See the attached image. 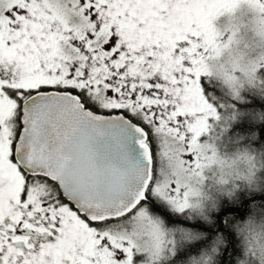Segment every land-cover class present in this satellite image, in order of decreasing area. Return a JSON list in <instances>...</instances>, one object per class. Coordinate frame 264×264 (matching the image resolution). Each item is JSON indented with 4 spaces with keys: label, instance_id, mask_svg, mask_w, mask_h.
Returning a JSON list of instances; mask_svg holds the SVG:
<instances>
[{
    "label": "snow or ice",
    "instance_id": "1",
    "mask_svg": "<svg viewBox=\"0 0 264 264\" xmlns=\"http://www.w3.org/2000/svg\"><path fill=\"white\" fill-rule=\"evenodd\" d=\"M214 11V0H0V264H142L137 222L155 232L149 210H186L180 180L158 182L159 160L175 146L187 171L179 157L198 160L215 118L200 67ZM247 203L199 225L228 237L221 264Z\"/></svg>",
    "mask_w": 264,
    "mask_h": 264
},
{
    "label": "clouds",
    "instance_id": "2",
    "mask_svg": "<svg viewBox=\"0 0 264 264\" xmlns=\"http://www.w3.org/2000/svg\"><path fill=\"white\" fill-rule=\"evenodd\" d=\"M214 9L209 52L200 67L208 82L218 83L236 101L225 106L221 127L227 131L241 120L264 123V108L240 107L252 97L264 101V0H214ZM233 145L231 151L214 152L209 161L220 173L218 183L232 185L224 194L243 186L264 195V141L258 129L234 137ZM233 230L241 248L236 264H264V200L250 201Z\"/></svg>",
    "mask_w": 264,
    "mask_h": 264
},
{
    "label": "rangeland",
    "instance_id": "3",
    "mask_svg": "<svg viewBox=\"0 0 264 264\" xmlns=\"http://www.w3.org/2000/svg\"><path fill=\"white\" fill-rule=\"evenodd\" d=\"M223 123L224 121H221L220 125L213 130L215 132L214 134H206L202 141H198L201 145L196 150L198 160L192 162L191 167L188 166L186 157H179L186 161L183 167L186 168L187 171H181V166L177 164L175 146L170 150L169 154L161 156L158 163V182L163 184L165 181H168L170 190L175 191L171 185L175 184L178 178L181 183L179 200L181 203L186 204V208L189 205L190 198L195 193L196 187H199L197 194L198 199L195 200V206H191V211H194L198 215H204L208 213L209 210L217 208V205H219V202L225 196L235 199L238 192L249 190L242 186L241 189L228 192L227 195H225L224 189H230L232 187L231 183L221 186L218 183L220 173L216 170L214 165H209V161L213 158L214 152L224 153L231 151L234 147L233 138L235 136L228 131L229 129L225 131V129L221 127ZM180 147H182V145ZM262 175H264V173H262ZM236 183L240 182L236 181ZM185 193H187L186 196ZM141 228L143 234L147 236L145 246H147L148 249H160L163 253L168 250V248L170 249V247L173 249L172 244L175 243L173 232L176 231L175 227H167L165 229L163 240H161L160 229L158 228V231L154 232L153 229L149 227L147 220L141 222ZM182 232L185 236L189 235L187 231ZM137 238H140L139 234ZM216 249V245L209 247L207 254H205V256L204 254L199 256L197 259L199 261L196 260L194 264H214L215 256L213 255H215ZM141 250H143V248H141ZM251 264H256V261L252 260Z\"/></svg>",
    "mask_w": 264,
    "mask_h": 264
},
{
    "label": "flooded vegetation",
    "instance_id": "4",
    "mask_svg": "<svg viewBox=\"0 0 264 264\" xmlns=\"http://www.w3.org/2000/svg\"><path fill=\"white\" fill-rule=\"evenodd\" d=\"M206 82H208L206 80ZM209 87L211 89L210 95L213 97L215 104H216V113L215 118L212 119L210 122L205 121V124L208 125V127L205 129L203 135L206 136V134H214L215 128L220 125L221 121L223 119L221 118V115L224 113L225 106L228 104V102L231 100V97L226 94V90L222 89L218 83L215 82H209ZM230 99V100H229ZM198 190L199 187L197 186L195 189L194 195L189 200V205L187 206L185 211H179V212H172L174 215L180 218L182 215L181 222L177 219L175 225L174 236L173 239H175V243L173 245L172 251L175 253L174 259L172 264H194V262L199 258V256L207 254V251H209V247L216 245V253L215 255V261L214 264H217V254L219 255V261L218 264H221V255L223 252L224 246L228 243V237L222 233H210L206 231L205 229L199 227L200 224H204L205 226H213L215 224V213L223 206H227V204L231 201H235L237 203V207H241L244 204V201H247V206L245 211L248 208V205L250 201H257V200H264V195H260L259 193L252 191V190H243L238 192L235 199H231L230 197H223L221 201L219 202L218 207L212 210H209L208 213L204 215H198L194 211H191V206H195V200L198 199ZM168 208L169 206L165 203ZM245 214V213H244ZM147 215L154 221L157 222L158 228L160 229L161 233V240H163V233L165 232L164 225H163V215L162 213H155L151 210L148 211ZM213 220L211 219L212 216ZM243 216L240 215H234L233 222L235 223L236 218H243ZM232 222V223H233ZM196 228H200L199 230H196ZM137 232L140 235V238H137V243H139L140 247L143 248V252L146 253L145 260L142 262V264H163V257L166 253H168V250H166L164 253L160 250H151L148 249L147 246H145V242L147 239V236L143 234V230L141 228V222H137ZM189 232L188 236H185L182 231ZM231 232L234 240V246L237 249V252L239 255V258L241 257V248L239 245V241L236 237V234L233 230V224L231 226ZM165 234V233H164ZM200 234V235H199ZM162 244V241H161ZM161 247V246H160ZM169 249V248H168ZM199 261V260H197Z\"/></svg>",
    "mask_w": 264,
    "mask_h": 264
},
{
    "label": "trees",
    "instance_id": "5",
    "mask_svg": "<svg viewBox=\"0 0 264 264\" xmlns=\"http://www.w3.org/2000/svg\"><path fill=\"white\" fill-rule=\"evenodd\" d=\"M230 100V99H229ZM232 103H236L235 100H230ZM253 106H258L260 108H264V101L256 98V97H252L246 104L244 105H240V107H253ZM258 129V134H259V140L260 141H264V123H261L259 125H253L252 123H250L247 120H241L238 123H235L232 125V127L228 130L230 133H233L235 137L243 135L244 133H246L247 131L252 130L253 128ZM248 140V137L245 136L244 140L242 142L246 143ZM227 206H232V207H237V203H235V201H231L227 204ZM164 207L166 208L167 206L164 205ZM163 216V225L164 228L167 227H173L175 225V222H177L176 219V215H174L171 211L168 212L167 215L162 214ZM214 215L212 216V220H213ZM182 215L180 216V218L177 219L180 220L181 222H183V220H181ZM234 216L231 219V222L229 223L228 227L229 230L231 229L232 224H234L233 222ZM233 222V223H232ZM200 228H196V230H199ZM231 231V230H230ZM200 235V234H199ZM234 241V240H233ZM237 249L234 246L232 252L229 255V261L230 264H236L237 260H239V255H237ZM175 253L172 251L171 247L170 249H168V253L165 254V256L163 257V264H172L173 262V257H174ZM219 255L220 253L218 252L217 256H216V260H217V264L219 261Z\"/></svg>",
    "mask_w": 264,
    "mask_h": 264
}]
</instances>
